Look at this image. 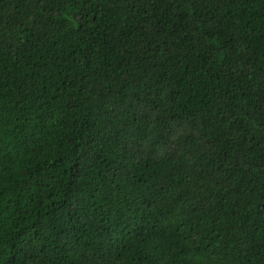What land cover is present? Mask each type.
Returning a JSON list of instances; mask_svg holds the SVG:
<instances>
[{
  "label": "trees",
  "instance_id": "1",
  "mask_svg": "<svg viewBox=\"0 0 264 264\" xmlns=\"http://www.w3.org/2000/svg\"><path fill=\"white\" fill-rule=\"evenodd\" d=\"M0 264H264V0H0Z\"/></svg>",
  "mask_w": 264,
  "mask_h": 264
}]
</instances>
